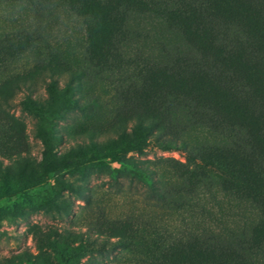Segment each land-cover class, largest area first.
<instances>
[{
  "label": "trees",
  "instance_id": "trees-1",
  "mask_svg": "<svg viewBox=\"0 0 264 264\" xmlns=\"http://www.w3.org/2000/svg\"><path fill=\"white\" fill-rule=\"evenodd\" d=\"M38 2L0 0V5L12 6L11 26L0 29V37L14 40L25 31L26 42L40 47L44 14H53L46 24L51 27L62 11H75L72 0H52L44 7ZM98 3L95 14H77L81 33L84 23L89 28L77 45L87 57L94 54L89 58L96 59L92 68L101 76L103 91L84 93L83 70L70 69L63 76L52 62L21 54L0 58V189L52 188L62 198L48 197L46 203L63 218L74 204L73 195L91 200L95 188L86 186L87 170L116 163L112 174L127 173L142 182L156 201L164 198L163 186L189 184L188 203L162 209L166 216L200 219L198 226L186 221L183 231L222 238L241 228L250 234V240H238L242 251L250 256L264 252V0ZM55 4L60 7L56 12ZM90 21L100 22L99 33L91 32ZM141 30L142 38L151 39L150 48L139 46ZM114 40L127 49L123 59L105 53V44ZM39 81L45 84V96L37 92ZM22 91L20 104L35 119L33 136L42 143L40 159L31 153L27 123L12 110ZM94 108L107 111L106 124L76 132L61 123ZM66 137L73 143L59 152ZM151 144L185 150L186 171L175 176L170 165L135 156H143ZM77 173L80 179L66 176ZM45 179L54 182L44 187ZM66 190L69 196L63 194ZM96 211L93 231L118 243L133 233L171 231L139 216L111 217L101 202Z\"/></svg>",
  "mask_w": 264,
  "mask_h": 264
},
{
  "label": "rangeland",
  "instance_id": "rangeland-1",
  "mask_svg": "<svg viewBox=\"0 0 264 264\" xmlns=\"http://www.w3.org/2000/svg\"><path fill=\"white\" fill-rule=\"evenodd\" d=\"M41 7L52 0H38ZM107 2L109 0H102ZM55 2V1H53ZM74 10L72 15L61 12L59 18L51 27H46L53 17L45 13L43 28V42L39 47L33 48L26 42L25 31L17 34L16 39L0 37V58L11 59L19 54L27 55L34 61L52 62L61 71L63 76L68 75L70 69L85 71L82 85L83 91L88 96L103 91L104 84L100 83L98 70L93 69L96 59L90 62L89 54L80 52L78 41L89 34L88 26L84 23L85 31L79 28L77 14L86 17L99 10L100 0H72ZM56 12L60 7L55 4ZM44 7V6H43ZM34 8V6H33ZM12 6L0 5V29L9 28L12 21ZM27 10L32 11L28 6ZM33 12V11H32ZM100 22L90 21L93 34L99 33L102 26ZM90 32V33H91ZM142 30L137 33L136 40L143 37ZM139 40L150 48V40ZM45 39V40H44ZM150 44V45H149ZM149 45V46H148ZM94 47V46H93ZM32 48V49H31ZM127 49L122 42L114 40L105 44V53L122 58ZM96 55V54H95ZM101 57V56H100ZM123 59V58H122ZM44 83L39 81L37 92L46 95ZM25 91L18 93L13 101V112L27 123L31 153L34 157L41 158L42 143L33 136L35 119L22 109L20 100ZM108 121V113L103 109L94 108L86 114L74 115L67 122L72 131L102 126ZM73 143V139L64 138L58 144L57 150L62 152ZM132 153H130L131 155ZM186 151L162 150L151 144L146 148L143 156L136 157L151 160L155 163L170 165L169 171L161 167L162 173L178 174L186 171L182 164L188 163ZM168 160V161H167ZM116 163H111L102 168L87 170L88 182L86 186L95 188L90 201L76 198L68 215L60 218L54 209L46 203L48 197L61 199L53 189L17 190L16 186L0 189V264H264V252L253 251L250 256L242 251L239 239L250 240L248 230L243 233L241 228L234 229L232 235L222 238L206 236V234L183 231L186 221L190 224L201 223L200 219L189 218L177 214H162V209L184 206L188 203L189 184L179 183L163 186L160 194L164 198L158 201L155 194L142 182L136 181L127 173L112 174ZM174 171V172H173ZM176 172V173H175ZM70 179H78L80 174L66 175ZM80 179V178H79ZM53 179H45L44 187L49 186ZM159 183L157 182L156 185ZM64 195L69 196L66 190ZM166 197V198H165ZM98 202L108 207L111 217L126 215L139 216V220L149 221L156 225L169 226L171 231L154 230L152 233H133L122 243L116 238H108L96 234L92 224L97 221ZM224 205L229 207L230 205ZM235 210L238 206H230ZM245 213L242 209L239 215ZM234 225L233 219L227 220ZM36 233V239L34 235ZM201 233V234H200ZM246 237V238H245ZM38 239V240H37ZM259 241V240H258ZM252 242V241H251ZM259 244V242H256ZM264 250V249H263Z\"/></svg>",
  "mask_w": 264,
  "mask_h": 264
}]
</instances>
